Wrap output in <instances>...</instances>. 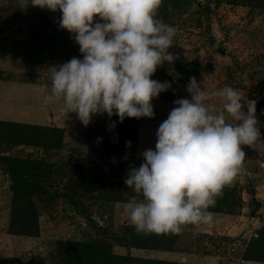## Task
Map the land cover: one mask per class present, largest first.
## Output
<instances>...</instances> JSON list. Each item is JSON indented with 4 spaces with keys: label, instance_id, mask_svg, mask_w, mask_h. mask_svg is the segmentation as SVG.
Wrapping results in <instances>:
<instances>
[{
    "label": "rangeland",
    "instance_id": "obj_1",
    "mask_svg": "<svg viewBox=\"0 0 264 264\" xmlns=\"http://www.w3.org/2000/svg\"><path fill=\"white\" fill-rule=\"evenodd\" d=\"M60 15L30 0L25 7L22 0H0V264H264L247 259L263 250L255 248L264 232V0H162L155 18L177 34L168 49L174 60L150 77L171 83L152 99L154 117L120 122L103 113L87 126L42 92L51 85L50 66L82 58L72 34L59 28ZM190 77L209 90L231 86L242 103L255 100L260 136L241 146V170L215 198L211 222L183 225L178 233H138L124 211L135 195L124 179L143 162L142 152L155 148L173 101L190 96ZM208 103L215 111L223 106L218 97ZM112 121L119 128L106 140ZM53 127L63 128L60 148ZM4 156L39 160L50 170L41 179L44 192L32 195L34 235L12 228L15 193Z\"/></svg>",
    "mask_w": 264,
    "mask_h": 264
},
{
    "label": "clouds",
    "instance_id": "obj_2",
    "mask_svg": "<svg viewBox=\"0 0 264 264\" xmlns=\"http://www.w3.org/2000/svg\"><path fill=\"white\" fill-rule=\"evenodd\" d=\"M22 2L25 7L29 0ZM30 2L59 10V28L72 34L82 54L48 68L51 85L42 89L46 101H62L84 126L103 113L120 122L154 117L151 101L171 83L150 77L157 66L174 60L168 49L177 34L174 26L155 18L162 0ZM186 91L190 96L174 100L158 126L155 148L144 150L143 162L130 167L124 179L135 193L124 211L138 233H178L183 225L211 222L209 208L241 170V146H253L260 136L255 100L242 103L231 86L209 90L195 77ZM213 97L221 99L222 109H212ZM225 113L236 123H228Z\"/></svg>",
    "mask_w": 264,
    "mask_h": 264
},
{
    "label": "trees",
    "instance_id": "obj_3",
    "mask_svg": "<svg viewBox=\"0 0 264 264\" xmlns=\"http://www.w3.org/2000/svg\"><path fill=\"white\" fill-rule=\"evenodd\" d=\"M110 126L111 125H109L108 130H111V132L108 133V135L105 137L106 140H110V135L114 133V130H118L119 128L118 125H115L114 128H110ZM51 131L57 135V139L59 138L60 145L58 147L60 148L63 142V128L53 127ZM53 143L57 144L55 140ZM108 153L112 155L117 152L111 151ZM126 155H132V153ZM3 159L8 163V172L12 182V190L15 193L14 209L12 210V228L19 234L34 235L37 233L38 227L36 224L37 212L32 205V195L34 193H37L35 191L44 192L41 185V179L45 178L44 180H46V172H49L50 170L49 168H46L47 164H44L39 160L9 156H4ZM71 199L75 208L79 209L80 213L86 216L87 219H90L88 217L87 211L85 209H81L78 200H76L75 198ZM210 209H213V207H210L209 210ZM255 215L256 213L252 211L249 216L255 217ZM259 240L260 245L258 247L256 246L255 249L261 248L263 250L259 254L253 253L249 255L247 259L264 261V232L260 233ZM91 254L93 256H99L100 253L98 251H94ZM109 262H103V264H110Z\"/></svg>",
    "mask_w": 264,
    "mask_h": 264
}]
</instances>
